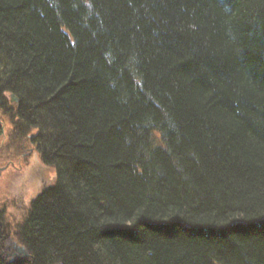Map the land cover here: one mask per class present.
<instances>
[{"label": "trees", "instance_id": "trees-1", "mask_svg": "<svg viewBox=\"0 0 264 264\" xmlns=\"http://www.w3.org/2000/svg\"><path fill=\"white\" fill-rule=\"evenodd\" d=\"M0 57L55 170L0 264H264V0H0Z\"/></svg>", "mask_w": 264, "mask_h": 264}, {"label": "rangeland", "instance_id": "rangeland-1", "mask_svg": "<svg viewBox=\"0 0 264 264\" xmlns=\"http://www.w3.org/2000/svg\"><path fill=\"white\" fill-rule=\"evenodd\" d=\"M6 65L0 61V73H5ZM1 77V76H0ZM1 128L6 134L0 138V166L12 163L0 174V215L1 220L5 223L8 232L0 231V251L2 246L10 248L9 241L15 240L10 235V231L14 229L23 219L30 200L33 196L41 191L44 186L53 184L55 179V170L51 167L42 165L40 155L34 150L32 155L21 157L24 151L21 147L14 144L15 133H9L11 122L2 118L0 112ZM24 139H28L24 137ZM19 146V145H18ZM18 148L16 152L8 154L11 148ZM10 239V240H9ZM8 250L7 252H9ZM4 251H2L3 253ZM6 252V251H5ZM6 252V254H7ZM10 256L5 261L10 260Z\"/></svg>", "mask_w": 264, "mask_h": 264}, {"label": "flooded vegetation", "instance_id": "flooded-vegetation-1", "mask_svg": "<svg viewBox=\"0 0 264 264\" xmlns=\"http://www.w3.org/2000/svg\"><path fill=\"white\" fill-rule=\"evenodd\" d=\"M9 130H10V129H9ZM8 132L11 133L10 131H8ZM4 134H5L4 131L2 130V128H0V138H1V136H3ZM5 136H6V134H5L3 137H5ZM21 150L24 151L22 154H20L21 157L26 158L27 155H28V156H29V155L31 156L34 150L36 151V146H35L33 143H31L30 138H28V139H24V140L22 141V147H21Z\"/></svg>", "mask_w": 264, "mask_h": 264}, {"label": "water", "instance_id": "water-1", "mask_svg": "<svg viewBox=\"0 0 264 264\" xmlns=\"http://www.w3.org/2000/svg\"><path fill=\"white\" fill-rule=\"evenodd\" d=\"M12 98H13L14 101L17 100V99L14 98L13 96H12ZM7 167H8L7 165L0 167V172H1L2 170H4L5 168H7ZM13 245H14V244H13ZM14 247L16 248V251H17L16 253L22 255V256H23V259L25 260V258H26L27 256H26V254H23V250H24V249L21 248V247H17L16 245H14ZM12 260H13V259H11L10 262H12Z\"/></svg>", "mask_w": 264, "mask_h": 264}, {"label": "bare ground", "instance_id": "bare-ground-1", "mask_svg": "<svg viewBox=\"0 0 264 264\" xmlns=\"http://www.w3.org/2000/svg\"><path fill=\"white\" fill-rule=\"evenodd\" d=\"M0 61H3V58L2 57H0ZM2 251H4L3 253H2ZM7 252V251H6ZM6 252H5V250L4 249H2L1 251H0V255H1V257H3L4 259L5 258H7L8 256V254H9V252H7V254H6Z\"/></svg>", "mask_w": 264, "mask_h": 264}]
</instances>
